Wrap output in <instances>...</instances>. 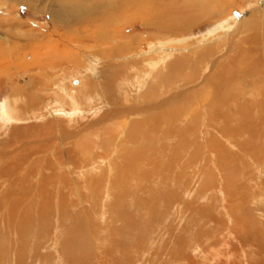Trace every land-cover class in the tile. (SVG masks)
Returning a JSON list of instances; mask_svg holds the SVG:
<instances>
[{"label":"rangeland","instance_id":"obj_1","mask_svg":"<svg viewBox=\"0 0 264 264\" xmlns=\"http://www.w3.org/2000/svg\"><path fill=\"white\" fill-rule=\"evenodd\" d=\"M202 1L208 7L196 22L174 28L166 19L149 25L146 14L132 11L79 27L53 18L52 0H0V264H221L214 250L224 264H262L244 237L264 231V218L255 217L257 207L264 210V174L258 161L241 157L247 134L224 137L242 123H261L251 115L259 106L206 102L211 79L217 83V69L236 58L264 0ZM165 9L148 8L146 17ZM205 54L207 66L199 62ZM28 97L33 106H13ZM141 106L156 107L141 116L132 110ZM247 163L254 166L245 173Z\"/></svg>","mask_w":264,"mask_h":264},{"label":"bare ground","instance_id":"obj_2","mask_svg":"<svg viewBox=\"0 0 264 264\" xmlns=\"http://www.w3.org/2000/svg\"><path fill=\"white\" fill-rule=\"evenodd\" d=\"M16 1H19V0H16ZM21 1V0H20ZM51 1V0H50ZM190 0H171V3L168 1V0H52V4L51 5H54V6H57V8H58V10L56 11V13H52V17L53 18H55V19H57L58 21H60V22H62V23H65V24H73V26H79V27H86V26H93V25H95V24H97V22H108V20L110 19V17H112V14L114 15V13H119V14H123V13H125L126 11H132V13H134V14H137V15H144V14H146V16L149 14H147V12H145V11H148L147 9L149 8V9H151V8H159V6H161V5H164L165 6V10L161 13V16L160 17H158V18H155V20H153L151 17H146L145 16V21H146V23L147 24H149V25H157V24H160L161 22H160V19H166V20H169L168 21V24H170L172 27H174V28H176V27H183V25H190V24H192V23H194V22H196L200 17H201V15H202V13L204 12V8H206L207 9V7H206V5L204 4V2L202 1V0H196V1H194L195 3H193V2H189ZM74 4H73V3ZM155 3L154 5H152L151 3ZM156 2H157V4L158 5H156ZM26 3V2H25ZM50 3V2H49ZM220 3H222V5H224L225 3H227V0H221L220 1ZM263 5H264V3H262ZM263 5H261L262 7H263ZM254 8V7H253ZM144 9V10H143ZM259 9L261 10V8L259 7V8H256L254 11H257V12H260L259 11ZM264 10V9H263ZM117 16V15H116ZM115 16V17H116ZM254 16V15H253ZM252 16V17H253ZM250 17V16H249ZM255 17V16H254ZM256 17H257V15H256ZM149 18V19H148ZM246 18V17H245ZM148 19V20H147ZM197 19V20H196ZM248 19V18H247ZM254 19V18H253ZM245 20V19H244ZM259 21H258V24L256 25V26H251V30H250V33H249V36L247 37V39H246V41H244L243 42V44H241L240 45V47H238L237 49H236V53H237V55H236V58L233 60V61H230V64H228V66L227 67H224V68H222V69H217L218 70V72H216L217 74H218V76H214L216 79H217V83H214L213 82V80L211 79V81H210V87L212 88V91L210 92V94H212V95H208L207 94V96H208V99H207V102L206 103H208V105L209 106H215V107H220V106H242V107H244V106H259L258 108H257V110L256 111H252L253 113L251 114L253 117H254V119H255V122H258V121H260L261 123H258L257 125L255 124V125H253V124H251V122H249V123H242L241 124V126L240 127H238V126H235L234 128H232L233 130H232V132L231 133H229L230 132V130L229 131H227L226 133V135L224 136V137H230V136H233V137H237V138H239L241 135L242 136H245L246 134L248 135V137L250 138H248V140H246L247 142H245L244 141V143L242 144L241 142V144H242V147H241V157H242V159H245V158H247V159H249L250 161H252L253 163L254 162H256V161H258L257 163H254L260 170H261V172H263V174H264V11H262V14H260V17H259V19H258ZM111 21V20H110ZM248 21V20H247ZM253 22V21H252ZM109 23V22H108ZM157 23V24H156ZM244 23V22H243ZM227 24V23H226ZM245 24V23H244ZM248 24V23H247ZM64 25V24H63ZM251 25H252V23H251ZM243 26H245V25H243ZM249 26V25H248ZM247 26V27H248ZM223 27V26H222ZM232 26H231V24H230V22H229V25L227 24V26H225L223 29L224 30H228V29H230ZM250 27V26H249ZM216 29V28H215ZM221 29V28H220ZM236 29V28H235ZM229 31V30H228ZM211 33V32H210ZM216 33V32H215ZM226 33V32H225ZM229 33V32H228ZM97 35V34H96ZM212 36V35H211ZM224 36V35H223ZM243 40V39H242ZM241 40V41H242ZM239 42V41H238ZM218 47H221V45L220 46H218ZM226 47V46H225ZM227 48V47H226ZM218 49V48H217ZM223 49V48H222ZM230 49V48H229ZM232 49V48H231ZM234 49V48H233ZM224 50H225V48H224ZM193 53V52H192ZM221 53V52H220ZM239 53V54H238ZM193 55H194V53H193ZM196 55V54H195ZM194 55V57H196ZM208 55V54H207ZM221 55V54H220ZM219 55V56H220ZM227 56V55H226ZM229 56V55H228ZM189 58V57H188ZM193 58V57H192ZM230 58V57H229ZM228 58V59H229ZM194 60V59H193ZM210 57H208V56H206V54L204 55V56H202L200 59H199V62H202L203 63V65H205V66H207L208 65V63H210ZM157 61V60H156ZM196 61V60H195ZM158 62V61H157ZM188 62V61H187ZM217 62H218V60H217ZM151 63V62H150ZM229 63V62H228ZM152 64H154V63H152ZM220 64V63H219ZM218 65V64H217ZM156 66V65H155ZM223 67V66H222ZM155 70V69H154ZM212 71V70H211ZM141 73V72H140ZM156 73V72H155ZM148 74V73H147ZM151 75H152V73H151ZM150 75V76H151ZM239 77V79L238 80H240V82H242V84L241 85H238V83H236L234 80L236 79V78H238ZM143 78V77H142ZM248 78H250V80H251V85H252V87L249 89V90H244L243 89V87L246 85V83H247V81L249 80ZM247 79V80H246ZM159 80V79H158ZM205 80H206V78H205ZM148 82V81H147ZM235 82V83H234ZM162 83V82H161ZM249 83V82H248ZM154 85V84H153ZM142 86V85H141ZM154 87V86H153ZM246 88V87H245ZM207 89V88H206ZM208 90H210V88L208 89ZM207 90V91H208ZM148 91V90H147ZM153 92H154V89H153ZM152 92V93H153ZM162 92V91H161ZM203 92L205 93V91L203 90ZM144 93H146V92H144ZM171 94V93H170ZM198 94H200V93H198ZM172 95V94H171ZM175 95V94H174ZM174 95H172L173 97H174ZM201 95V94H200ZM199 95V96H200ZM148 96V95H147ZM163 96H165V95H163ZM162 96V97H163ZM175 96H177V95H175ZM206 96V95H205ZM169 97V96H168ZM188 97V96H187ZM192 97V96H191ZM196 97V96H195ZM195 97H194V99H195ZM248 97H252V100H250L249 102H247V98ZM66 98V97H65ZM170 98V97H169ZM202 98V97H201ZM207 98V97H206ZM72 99V98H71ZM140 99V98H139ZM139 99H136V100H139ZM155 99V98H154ZM161 99V98H160ZM187 99V98H186ZM192 99V98H191ZM193 99V100H194ZM157 100V99H156ZM164 100V99H163ZM192 100V101H193ZM196 100V99H195ZM204 100H206V99H204ZM142 101V100H141ZM188 101V100H187ZM164 102V101H163ZM143 103V102H142ZM141 103V104H142ZM155 103V102H154ZM166 103V102H165ZM196 103V102H195ZM198 103V102H197ZM189 104V103H188ZM74 105V104H73ZM106 105V104H105ZM165 105V104H164ZM184 105V104H183ZM187 105V104H186ZM201 105V104H200ZM208 105H207V107H208ZM137 106H138V104H137ZM10 107V106H9ZM90 107V106H89ZM88 107V108H89ZM156 106H141V107H135V109H132V110H134V111H138L139 113H140V115L142 116V115H145L147 112H149V110L148 109H154ZM181 107V106H180ZM179 107V108H180ZM194 107H195V105H194ZM193 107V108H194ZM219 107H218V109H219ZM125 108V107H124ZM132 108V107H131ZM184 108H187V107H184ZM183 108V109H184ZM190 108H191V104H190ZM208 108H210V107H208ZM234 108V107H233ZM236 108H238V107H236ZM109 109H111V108H109ZM182 109V110H183ZM198 109V108H197ZM221 109V108H220ZM228 109V108H227ZM241 109H244V108H241ZM240 109V110H241ZM256 109V108H255ZM78 110V109H77ZM80 110V109H79ZM78 110V111H79ZM186 110V109H185ZM191 110V109H190ZM195 110V109H194ZM201 110H205V108H203L202 109V106H201ZM226 109L224 108V111H225ZM247 110H249V109H247ZM82 111V110H81ZM81 111H80V113H81ZM96 110H93V112L94 113H92V114H95L96 112H95ZM103 111V110H102ZM101 111V112H102ZM147 111V112H146ZM1 112V111H0ZM63 112V111H62ZM70 112V111H69ZM72 112V111H71ZM152 112V111H151ZM175 112V111H174ZM194 112V111H193ZM198 112V111H197ZM200 112H202V111H200ZM199 112V113H200ZM208 112V111H207ZM211 112V111H210ZM217 112V111H216ZM222 112H223V110H222ZM248 112V111H247ZM257 112V113H256ZM10 113V112H9ZM83 113V112H82ZM100 113V112H99ZM133 113V112H132ZM164 113V112H163ZM162 113V114H163ZM171 113V112H170ZM185 113V112H184ZM213 113V112H212ZM238 113V112H237ZM161 114V115H162ZM194 115H195V112L193 113ZM224 114V116H225V113H223ZM233 114H234V112H233ZM13 115V114H12ZM17 115V114H16ZM65 116H67V117H70V115L69 114H64ZM126 115V114H125ZM147 115V114H146ZM183 115V114H182ZM199 115H201V114H199ZM208 115V114H207ZM231 115V114H230ZM250 115V114H249ZM250 115V117H252ZM73 116V115H72ZM87 116V115H86ZM131 116V115H130ZM148 116V115H147ZM202 116H203V114H202ZM2 117V116H1ZM25 117V116H24ZM144 117V116H143ZM154 117V116H153ZM192 117V116H191ZM243 117V116H242ZM8 118V117H7ZM74 118V117H73ZM120 118V117H119ZM131 118V117H130ZM142 118V117H141ZM155 118V120H157L158 121V119L160 120V116H156V117H154ZM156 118H158V119H156ZM185 118V117H184ZM212 118V117H211ZM230 118V117H229ZM237 118V117H236ZM239 118V117H238ZM1 119V118H0ZM4 119V118H3ZM75 119V118H74ZM104 119V118H103ZM107 119V118H106ZM149 119V118H148ZM153 119V118H152ZM152 119H151V121H152ZM165 119V118H164ZM215 119V118H214ZM18 120H19V118H18ZM62 120V119H61ZM65 120V119H64ZM79 120V119H78ZM83 120V119H82ZM90 120V119H89ZM150 120V119H149ZM169 120V119H168ZM185 120V119H184ZM188 120H190V119H188ZM204 120V119H203ZM211 120V119H210ZM8 121V120H7ZM63 121V120H62ZM148 121V120H147ZM154 121V120H153ZM178 121H179V119H178ZM182 121V120H181ZM205 121V120H204ZM212 121H213V119H212ZM218 121V120H217ZM227 121V120H226ZM68 123H69V121H67ZM97 122V121H96ZM127 122V121H126ZM160 122H162L161 120L158 122V123H160ZM185 122V121H184ZM232 122H234V121H232ZM241 122V121H240ZM254 122V121H253ZM98 123V122H97ZM128 123V122H127ZM151 123V122H150ZM165 123V122H164ZM182 123H183V121H182ZM222 123V122H221ZM62 124V123H61ZM65 124V123H64ZM79 124V123H78ZM132 124H133V122H132ZM142 124H144V122H142ZM172 124V123H171ZM226 124V123H225ZM234 124V123H233ZM73 125V124H72ZM118 125V124H117ZM127 125V124H126ZM222 125H224V124H222ZM235 125V124H234ZM91 126V125H90ZM115 126V125H114ZM120 126V125H119ZM143 126V125H142ZM177 126V125H176ZM179 126V125H178ZM181 126V125H180ZM249 126H250V128H249ZM123 127V126H122ZM132 127H133V125H132ZM72 128V127H71ZM118 128V127H117ZM131 128V127H130ZM137 128V127H136ZM140 128H142L141 126H140ZM144 128V127H143ZM148 128V127H147ZM225 128V127H224ZM74 129V128H73ZM123 129V128H122ZM139 129V128H138ZM156 129V128H155ZM158 129V128H157ZM184 129V128H183ZM188 129V128H187ZM222 129H223V127H222ZM63 130H64V128H63ZM69 130H70V128H69ZM96 130H98V129H96ZM100 130V129H99ZM131 130L133 131V129L131 128ZM144 130H145V128H144ZM147 130V129H146ZM163 130V129H162ZM216 130V129H215ZM71 131H73L72 129H71ZM76 131V130H75ZM74 131V132H75ZM78 131V130H77ZM217 131V130H216ZM149 132V131H148ZM161 132V131H160ZM176 132V131H175ZM212 132V131H211ZM58 133V132H57ZM62 133H64V132H62ZM68 133H69V131H68ZM108 133V132H107ZM146 133V132H145ZM159 133V132H158ZM157 133V134H158ZM162 133V132H161ZM164 133V132H163ZM221 133V132H220ZM52 134V133H51ZM58 134H60V133H58ZM67 134V133H66ZM132 134V133H131ZM138 134V133H137ZM165 134V133H164ZM211 134V133H210ZM60 135H62V134H60ZM136 135V134H135ZM144 135V134H143ZM155 135V134H154ZM162 135V134H161ZM212 135V134H211ZM251 135H252V137H253V139H252V137H251ZM142 136V135H141ZM158 136H159V134H158ZM178 136V135H177ZM182 136V135H181ZM187 136V135H186ZM239 136V137H238ZM57 137V136H56ZM140 137V136H139ZM175 137V136H174ZM247 137V136H246ZM51 138V137H50ZM62 138V137H61ZM70 138V137H69ZM114 138V137H113ZM153 138V137H152ZM219 138V137H218ZM241 138H244V137H241ZM138 139H140V138H138ZM169 139V138H168ZM174 139V138H173ZM172 139V140H173ZM185 139V138H184ZM187 139V138H186ZM245 139V138H244ZM65 140V139H64ZM221 140H222V138H221ZM225 140V139H224ZM242 140V139H241ZM61 141V140H60ZM66 141V140H65ZM130 141V140H129ZM141 141V140H140ZM205 141V140H204ZM232 141V140H231ZM62 142V141H61ZM131 142H133V141H131ZM137 142V141H136ZM177 142V141H176ZM213 142V141H212ZM228 142V141H227ZM235 142V141H234ZM234 142H232V143H234ZM243 142V141H242ZM158 143H160V142H158ZM163 143V142H162ZM167 143V142H166ZM170 143V142H169ZM179 143V142H178ZM192 143V142H191ZM190 142H189V144H191ZM55 144V143H54ZM59 144H61V143H59ZM142 144H143V141H142ZM177 144V143H176ZM241 144H239V146L241 145ZM88 146H89V144H87ZM130 145V144H129ZM132 145V144H131ZM144 145V144H143ZM159 145V144H158ZM163 145V144H162ZM167 145V144H166ZM180 145V144H179ZM194 145V144H193ZM229 145V144H228ZM12 146V145H11ZM91 146V145H90ZM157 146V145H156ZM190 145H188V148L189 149H191V147H189ZM192 146V145H191ZM196 146H198V145H196ZM226 146V145H225ZM49 147V146H48ZM47 147V148H48ZM51 147V146H50ZM127 147V146H126ZM131 147V146H130ZM135 147V146H134ZM133 147V148H134ZM137 147V146H136ZM135 147V148H136ZM141 147V146H140ZM149 147V146H148ZM184 147H186V146H184ZM194 147V146H193ZM205 147V146H204ZM223 147V146H222ZM165 148V147H164ZM177 148V147H176ZM187 148V149H188ZM206 148V147H205ZM208 148V147H207ZM206 148V149H207ZM221 148V147H220ZM45 148H43V150H44ZM225 149H227V148H225ZM224 149V150H225ZM48 150V149H47ZM136 150V149H135ZM134 150V151H135ZM168 150V149H167ZM194 150H195V148H194ZM197 150H198V148H197ZM197 150H195L196 152H198V154H199V152L201 151H197ZM207 150H209V149H207ZM223 150V149H222ZM223 150V151H224ZM239 150V149H238ZM161 151V150H160ZM160 151H158V153L160 152ZM176 151H178V150H176ZM183 151H186V150H183ZM54 152H55V150H54ZM74 152V151H73ZM173 152V151H172ZM180 152V151H179ZM196 152H194V154H197ZM205 152V151H204ZM221 152V151H220ZM236 152H238L239 153V151H236ZM4 153V152H3ZM61 153V152H60ZM161 153V152H160ZM176 152L174 151L173 152V154H175ZM188 152L186 151V157H187V154ZM206 153V152H205ZM204 153V154H205ZM211 152H209V154H210ZM217 153V152H216ZM229 153H231V152H229ZM55 154H57V153H55ZM138 154V153H137ZM164 154H165V152H164ZM179 154V153H178ZM178 154H176V157L177 156H179ZM198 154H197V156H198ZM202 153H200L199 155H201ZM203 154V155H204ZM207 154V153H206ZM64 155V154H63ZM62 155V156H63ZM172 155V154H171ZM182 155L184 156V154L182 153ZM203 155H201V157L200 156H198V157H200L201 159H199V158H197V159H199V160H202V156ZM214 155H216V154H214ZM223 155H224V153H223ZM233 155V154H232ZM3 156V155H2ZM159 156H160V154H159ZM205 156V155H204ZM204 156H203V158H204ZM207 156V155H206ZM205 156V157H206ZM217 156V155H216ZM216 156H215V159H216ZM161 157V156H160ZM173 157V156H172ZM185 157V158H186ZM189 157H191V158H193L192 156H189ZM188 157V158H189ZM5 158V157H4ZM53 158H55V157H53ZM60 158V157H59ZM68 158V157H67ZM174 158H175V155H174ZM182 158V157H181ZM181 158H180V156H179V159L181 160ZM214 158V157H213ZM217 158H219V156L217 157ZM11 159V158H10ZM10 159H8V161L7 162H9V160ZM75 159V158H74ZM179 159L178 160H176V158H175V160H176V162L177 161H179ZM206 159L207 160H209V158H207L206 157ZM230 159V158H229ZM12 161H13V159H11ZM10 160V161H11ZM91 160V159H90ZM144 160V159H143ZM161 160V159H160ZM173 160V159H172ZM182 160H183V158H182ZM194 160H196V159H194ZM246 160V159H245ZM49 161H50V159H49ZM60 161V160H59ZM74 161V160H73ZM99 161V160H98ZM165 161V160H164ZM168 161V160H167ZM167 161H165V164H166V162ZM198 161V160H197ZM196 161V162H197ZM216 161H219L218 159L216 160ZM15 162V161H14ZM68 162V161H67ZM124 162V161H123ZM180 162V161H179ZM198 162H201V161H198ZM203 162H204V159H203ZM232 162V161H231ZM230 162V163H231ZM10 163V162H9ZM63 163V162H62ZM74 163V162H73ZM158 163H159V161H158ZM157 163V164H158ZM168 163V162H167ZM209 163L210 162H208V165H205V162L204 163H202L203 164V166L202 167H205L206 168V166H210L209 165ZM213 163H214V161H213ZM216 163V162H215ZM239 163V155L238 154H236L235 155V160H234V162H233V166L235 167V165L236 164H238ZM8 164V163H7ZM65 164V163H64ZM68 164V163H67ZM66 164V165H67ZM75 164V163H74ZM135 164V163H134ZM153 164V163H152ZM156 163H155V165H157ZM160 164V163H159ZM171 164V163H170ZM180 164V163H179ZM228 164H229V162H228ZM57 165H59L58 164V162H57ZM79 165H80V163H79ZM172 165V164H171ZM170 165V166H171ZM181 165H182V163H181ZM213 165V164H212ZM242 165V164H241ZM65 166V165H64ZM163 166V165H162ZM167 166V165H166ZM175 166V165H174ZM198 166V165H197ZM222 166V165H221ZM229 166V165H228ZM237 166V165H236ZM244 166V168H246L245 170H244V172L246 173L248 170H250L252 167H251V165H250V163H247V164H244L243 165ZM8 167V166H7ZM12 167V166H11ZM58 167H60V166H58ZM57 167V168H58ZM67 167H69V166H67ZM83 167V166H82ZM155 167V166H154ZM159 167V166H158ZM195 167V166H194ZM239 167V166H238ZM9 168V167H8ZM84 168H86L85 166H84ZM91 168V167H90ZM129 168V167H128ZM137 168H138V166H137ZM162 168V167H161ZM160 167H159V169H161ZM175 168V167H174ZM191 168H193L192 166H191ZM196 168V167H195ZM194 168V169H195ZM230 168V167H229ZM17 169V168H16ZM126 169V168H125ZM136 169V168H135ZM170 168H168V170H169ZM172 169V168H171ZM170 169V170H171ZM177 169H178V167H177ZM213 169H215L216 170V168H213ZM255 169V168H254ZM165 170V169H164ZM182 170V169H181ZM6 171V170H5ZM137 171H140V170H137ZM141 171H142V169H141ZM159 171V170H158ZM175 171V170H174ZM201 171V170H200ZM218 171V170H217ZM242 171V170H241ZM255 171H256V169H255ZM78 172V171H77ZM120 172V171H119ZM127 172V171H126ZM129 172V171H128ZM127 172V173H128ZM144 172V171H143ZM203 172H204V170H203ZM202 172V173H203ZM122 173V172H121ZM137 173V172H136ZM140 173V172H139ZM144 173H146V172H144ZM143 173V174H144ZM161 173V172H160ZM165 173V172H164ZM177 173V172H176ZM249 173H251V172H249ZM248 173V174H249ZM141 174V173H140ZM173 174H174V172H173ZM204 174H205V172H204ZM207 174V173H206ZM220 174V173H219ZM241 174V173H240ZM258 174V173H257ZM127 176H128V174H126ZM203 175V174H202ZM208 175V174H207ZM227 175H228V173H227ZM242 175V174H241ZM94 176V175H93ZM132 176V175H131ZM148 176V175H147ZM146 176V177H147ZM234 176V175H233ZM247 176H251V175H247ZM66 177H68V176H66ZM80 177V176H79ZM79 177H78V179H79ZM102 177V176H101ZM123 177V176H122ZM140 177L142 178L143 176H142V174L140 175ZM145 177V178H146ZM171 177V176H170ZM172 177H173V175H172ZM176 177V176H175ZM181 177V176H180ZM244 177V176H243ZM264 177V176H263ZM52 178V177H51ZM65 178V177H64ZM71 178H73L74 179V177H71ZM81 178V177H80ZM240 178V177H239ZM255 178V177H254ZM258 178H259V176H258ZM63 179V178H62ZM94 179V178H93ZM96 179H98V178H96ZM236 179V178H235ZM43 180V179H42ZM58 180V179H57ZM92 180V179H91ZM100 180V179H99ZM103 180V179H102ZM117 180V179H116ZM147 180V179H146ZM174 180V179H173ZM241 180V179H240ZM247 180V179H246ZM82 181H84V180H82ZM86 181H88V180H86ZM239 181V180H238ZM245 181V180H244ZM264 181V180H263ZM7 182V181H6ZM58 182H59V180H58ZM58 182H56V183H58ZM78 182V181H77ZM76 182V183H77ZM179 182V181H178ZM177 182V183H178ZM243 182V181H242ZM249 182V181H248ZM253 182V181H252ZM257 182V181H256ZM2 183V182H1ZM5 183V182H4ZM75 183V184H76ZM82 183V182H81ZM147 183H150V181H148L147 180ZM188 183V182H187ZM229 183V182H228ZM258 183H260V181H258ZM40 184V183H39ZM66 184H68V183H66ZM115 184H117V183H115ZM239 184V183H238ZM29 185V184H28ZM82 185V184H81ZM122 185V184H121ZM232 185V184H231ZM237 185V184H236ZM235 185V186H236ZM240 185V184H239ZM261 185V184H260ZM73 186V185H72ZM85 186V185H84ZM233 186V185H232ZM238 186V185H237ZM254 186H256L255 184H254ZM8 187V186H7ZM75 187V186H74ZM142 187V186H141ZM252 187V186H251ZM60 188V187H59ZM149 188V187H148ZM229 188H231V187H229ZM122 189H123V187H122ZM147 189V188H146ZM192 189V188H191ZM228 189V188H227ZM226 189V190H227ZM250 189V188H249ZM4 190V189H3ZM19 190V189H18ZM68 190V189H67ZM71 190V189H70ZM150 190V189H149ZM244 190V189H243ZM254 189H252V191H253ZM255 190H257V189H255ZM254 190V191H255ZM259 190L260 191H263L264 192V183H263V188L260 186L259 187ZM33 191V190H32ZM123 191V190H122ZM122 191H120V192H122ZM144 191V190H143ZM224 191H225V189H224ZM233 191V190H232ZM149 192V191H148ZM147 192V193H148ZM157 192V191H156ZM155 192V193H156ZM226 192V191H225ZM251 192V190H249V193ZM258 192V191H257ZM262 192V193H263ZM39 193V192H38ZM141 193V192H140ZM144 193H145V191H144ZM150 193V192H149ZM155 193H154V195H155ZM159 193V192H158ZM260 193V192H259ZM8 193H5V195H3V199L5 200V199H7V198H9V196H11L12 197V195H7ZM12 194V193H11ZM43 194V193H42ZM56 194V193H55ZM139 194V193H138ZM160 194V193H159ZM248 194V193H247ZM261 194V193H260ZM59 195V194H58ZM88 195V194H87ZM238 195V194H237ZM253 195H254V197L253 198H255V193H253ZM5 196V197H4ZM41 195H39V197H40ZM146 196H147V194H146ZM151 196H152V192H151ZM239 196V195H238ZM250 196H252L251 194H250ZM249 196V197H250ZM263 196V194H261V197ZM17 197V196H16ZM42 197V196H41ZM55 197V196H54ZM89 197V196H88ZM153 197V199H155V200H157V198H159L160 199V197H158L157 196V198L156 197H154V196H152ZM227 197V196H226ZM234 197V196H233ZM235 197H237V196H235ZM1 198V197H0ZM150 198V197H149ZM264 198V197H263ZM10 199V198H9ZM8 199V200H9ZM53 198L51 197L50 198V201L52 200ZM56 199V198H55ZM153 199H150V200H153ZM232 199V198H231ZM237 199V198H236ZM240 199V198H239ZM247 199H249V198H247ZM246 199V200H247ZM250 200H252V199H250ZM249 200V201H250ZM255 200H256V198H255ZM254 200V201H255ZM23 201H25V198L24 197H20L19 198V203L17 204L16 202L15 203H13V205H12V208L13 209H10L11 211V214L13 213V211L15 212V210H17V208L18 207H20V206H22L23 205ZM147 202V201H146ZM148 202H149V200H148ZM234 202V201H233ZM256 202H258V200L256 201ZM24 203H26V202H24ZM253 203V202H252ZM151 204V203H150ZM149 204V205H150ZM228 204V203H227ZM236 204V203H235ZM257 204V203H256ZM237 205V204H236ZM260 205V204H259ZM56 206H57V204H56ZM154 206V205H153ZM231 206H234V205H231ZM262 206V205H261ZM142 207V206H141ZM151 207V206H150ZM241 207H242V205H241ZM257 207V206H256ZM228 208V207H227ZM226 208V209H227ZM234 208V207H233ZM238 208V207H237ZM157 209V208H156ZM229 209V208H228ZM236 209V208H235ZM242 209V208H241ZM254 209V208H253ZM232 210V209H231ZM250 210V209H249ZM248 210V211H249ZM230 211V210H229ZM246 212H247V210H245ZM257 212H256V215H255V217L256 216H258V218H260L261 220L264 218V210H263V208L261 209L260 207L258 208L257 207V210H256ZM149 212H151V211H149ZM153 212V211H152ZM151 212V213H152ZM228 212V211H227ZM243 212V211H242ZM18 213V212H17ZM229 213V212H228ZM231 213V212H230ZM233 213V212H232ZM231 213V214H232ZM247 214V213H246ZM227 216V215H226ZM242 216H243V214H242ZM248 217V216H247ZM209 218L210 217H208L207 219L209 220ZM227 218V217H226ZM235 218V217H234ZM16 219V218H15ZM154 219V218H153ZM228 219V218H227ZM251 219V218H250ZM257 219V218H256ZM148 220V219H147ZM205 220V219H204ZM242 221V220H241ZM246 221V220H245ZM148 222V221H147ZM255 223H257L256 221H254ZM261 222V221H260ZM212 223V222H211ZM245 223V222H244ZM248 223V222H247ZM254 224V223H253ZM138 225H140V224H138ZM219 225V224H218ZM243 225V224H242ZM241 225V226H242ZM148 226V225H147ZM220 226V225H219ZM225 226V225H224ZM247 226V225H246ZM245 226V227H246ZM257 226H259V225H257ZM263 226H264V224H263ZM232 227V226H231ZM234 227V226H233ZM232 227V228H233ZM238 227V226H237ZM248 227V226H247ZM262 227V226H261ZM140 228H141V226H140ZM235 228V227H234ZM264 229V228H263ZM256 231H255V236H251V238H248L246 235H248V234H250V233H248L247 232V234H245V239L248 241V243H250L251 244V250H253L255 253L254 254H256V256H260L261 257V259L264 257V231L262 232V231H260L259 229L257 230V229H255ZM261 230H262V228H261ZM227 236H228V234H226ZM129 240V239H128ZM238 240V239H237ZM228 243V242H227ZM247 243V244H248ZM235 245V244H234ZM220 247H221V245H219ZM225 246V245H224ZM235 246H237V245H235ZM241 246V245H240ZM234 247V246H233ZM232 247V248H233ZM208 248V247H207ZM216 248V247H215ZM246 248H247V246H246ZM194 250V249H193ZM198 250H199V248H198ZM231 250V249H230ZM241 250H243V249H241ZM208 251H210L209 249H208ZM246 251V250H245ZM248 251V250H247ZM250 251V250H249ZM253 251H252V253H253ZM173 252V251H172ZM221 251H215L214 250V252H212L211 253V255L212 256H215L216 257V260L217 261H223L221 264H224V257H223V259H222V257H221V253H220ZM227 252H228V249H227ZM232 252V251H231ZM230 252V253H231ZM236 252V251H235ZM233 253V252H232ZM231 253V254H232ZM239 253V252H238ZM177 254V253H176ZM237 255V254H236ZM244 255V254H243ZM238 256V255H237ZM255 256V257H256ZM208 257V256H207ZM230 257H231V255H230ZM243 257V256H242ZM247 257V256H246ZM253 257V256H252ZM207 259V258H206ZM222 259V260H221ZM244 259H246V258H244ZM248 259V258H247ZM260 259V258H259ZM238 260H240V258L238 259ZM234 261V260H233ZM232 261V262H233ZM245 261H247V260H245ZM252 261H254V260H252ZM251 261V262H252ZM212 262H213V260H212ZM218 262V263H219ZM226 262H228L229 263V261L228 260H226ZM241 262V261H240ZM260 262V261H259ZM255 263V262H254ZM261 263V262H260ZM226 264V263H225ZM234 264H235V261H234ZM236 264H238V263H236ZM240 264V263H239ZM253 264V263H252ZM259 264V263H258ZM262 264H264V260H263V262H262Z\"/></svg>","mask_w":264,"mask_h":264},{"label":"crops","instance_id":"obj_3","mask_svg":"<svg viewBox=\"0 0 264 264\" xmlns=\"http://www.w3.org/2000/svg\"><path fill=\"white\" fill-rule=\"evenodd\" d=\"M27 100H28V101H25V102H24V103H26V104H22L20 101H19V102H14V103H13V106H33L32 102L29 101V100H30L29 97H28ZM36 106H39V103H38V105H36Z\"/></svg>","mask_w":264,"mask_h":264}]
</instances>
